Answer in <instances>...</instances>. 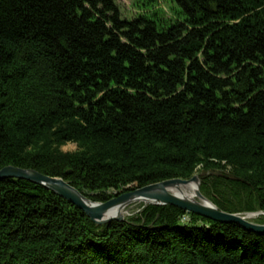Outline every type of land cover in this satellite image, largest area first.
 I'll list each match as a JSON object with an SVG mask.
<instances>
[{
	"label": "trees",
	"instance_id": "1",
	"mask_svg": "<svg viewBox=\"0 0 264 264\" xmlns=\"http://www.w3.org/2000/svg\"><path fill=\"white\" fill-rule=\"evenodd\" d=\"M172 2L126 20L115 0H0V169L92 202L197 174L219 210L264 212V0ZM0 264H264V234L170 205L96 225L9 178Z\"/></svg>",
	"mask_w": 264,
	"mask_h": 264
},
{
	"label": "water",
	"instance_id": "2",
	"mask_svg": "<svg viewBox=\"0 0 264 264\" xmlns=\"http://www.w3.org/2000/svg\"><path fill=\"white\" fill-rule=\"evenodd\" d=\"M9 178L26 180L51 191L81 210L96 225H103L112 220L122 222L125 220L123 216L124 208L133 202H142L144 206L170 205L188 214H194L218 223L237 224L244 230L256 234H264V224L252 221L259 216H264V212L231 214L219 210L200 193V180L197 174L186 180L169 179L122 192L106 202H92L63 179L49 177L32 169H22L13 166L1 168L0 180ZM189 183L195 184L193 200L180 198L172 193V189H179V186ZM114 210H116L115 213H113ZM247 215H255V218L247 219Z\"/></svg>",
	"mask_w": 264,
	"mask_h": 264
},
{
	"label": "rangeland",
	"instance_id": "3",
	"mask_svg": "<svg viewBox=\"0 0 264 264\" xmlns=\"http://www.w3.org/2000/svg\"><path fill=\"white\" fill-rule=\"evenodd\" d=\"M148 2L149 0H115V3L118 7L121 18L126 19V20H132L138 14L147 13L151 11L152 9L151 5H155L156 8L163 11L164 17L166 18L172 17L171 11H172L173 6H175L172 0H155V2L152 4H149ZM75 149H76L75 144H71V143L66 144L61 147V150L63 152H73L75 151ZM130 188L131 189L128 191L135 189V187L133 186H131ZM140 207H144V204L142 202L131 203L129 206L124 208L123 216L126 218V217H129V216H132L138 213L140 211ZM256 219L257 218L253 219L252 221L256 222Z\"/></svg>",
	"mask_w": 264,
	"mask_h": 264
},
{
	"label": "bare ground",
	"instance_id": "4",
	"mask_svg": "<svg viewBox=\"0 0 264 264\" xmlns=\"http://www.w3.org/2000/svg\"><path fill=\"white\" fill-rule=\"evenodd\" d=\"M195 192V184L189 183L184 186H179V189H172V193L177 195L180 198L193 200ZM116 210L113 211L115 213ZM255 218V215H247V219Z\"/></svg>",
	"mask_w": 264,
	"mask_h": 264
}]
</instances>
